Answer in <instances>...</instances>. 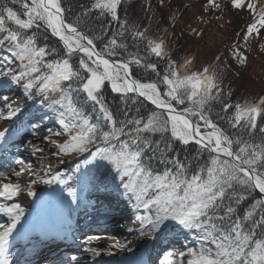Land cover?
I'll list each match as a JSON object with an SVG mask.
<instances>
[{
  "label": "snow or ice",
  "instance_id": "6c2138e0",
  "mask_svg": "<svg viewBox=\"0 0 264 264\" xmlns=\"http://www.w3.org/2000/svg\"><path fill=\"white\" fill-rule=\"evenodd\" d=\"M120 3L95 0L81 18L96 12L118 20ZM232 5L240 9L243 0H232ZM247 7L257 18L247 26L243 36L246 42L253 33L259 35L257 25L264 28V11L257 14L252 4ZM64 12L60 0H0V40L11 58L22 65L18 74L0 81V89L16 85L26 93V100L39 97L42 105L57 114L62 132L55 135L67 136L59 152L73 159L83 157L86 165L97 171L105 167L103 162L114 168L123 188L136 198L137 207L149 211L154 208L153 215L141 218L146 221V234L159 239L169 230V222L182 232H194L199 247L189 251L187 264H264V127H258V120L264 119V98L255 104L227 103L216 66L190 71L187 66L192 61L187 58L180 65L166 60L167 70L158 72V62L128 53L125 36L127 33L134 46L142 44L157 58L167 56L164 41L148 37L147 30L129 27L127 21L104 49L96 51L93 37L79 28L81 18L69 21ZM42 32L57 38L56 45H49V37ZM121 52L129 58L119 63L105 58ZM233 58L241 64L247 59L238 48ZM132 65L151 69L157 73V80L134 78ZM0 75L8 77L7 72ZM106 81L125 104H136L143 97L154 109L144 115L137 107L135 116L125 109L124 118L118 120L105 103L102 90ZM215 104H220L225 114L220 118L237 131L229 133L213 121ZM87 105L96 113L94 117L86 113ZM177 105L184 107L178 111ZM229 109H233L230 116ZM16 115L13 110L6 118ZM257 131L261 134L258 142ZM7 135V131H0V143L6 142ZM175 142L185 146L194 142L199 146L197 155L207 152L208 160L203 164L198 159L191 165L185 163L174 152ZM153 161L164 165L163 170L155 169ZM23 171L15 175L19 177ZM0 177L6 179L7 175L0 173ZM42 182L65 183L58 174ZM257 190L260 198H254L241 213L242 202ZM21 191L18 183L0 184V198L5 200H13ZM150 192L156 195L145 199ZM27 195L36 193L29 187ZM68 195L76 200L74 191ZM0 214L7 217L6 223H0V264H13L9 260L10 238L16 239L13 233L23 209L16 203L0 204ZM90 251L99 255L96 249ZM72 259L75 261V257ZM164 260L173 264L168 256Z\"/></svg>",
  "mask_w": 264,
  "mask_h": 264
},
{
  "label": "rangeland",
  "instance_id": "374dc122",
  "mask_svg": "<svg viewBox=\"0 0 264 264\" xmlns=\"http://www.w3.org/2000/svg\"><path fill=\"white\" fill-rule=\"evenodd\" d=\"M156 1H159L158 5L153 2L155 5L153 7L154 9H156V6L158 7L156 9L157 12L155 10L154 17L151 16L146 23L148 25L150 24L149 22L152 23L151 30L156 25L157 27H161L159 29V32H161V40L166 42V45L170 44L167 41H171V43L175 44L180 43L183 48L182 51L189 54V56H195L198 63H202V65L207 64L209 66L215 65L216 72L218 73L227 72L230 75V78L234 81V87L237 86V89H243L246 94L253 98H255V94H258L261 97L263 96L264 98V28L257 25L259 28L258 36L256 33H253L252 36L248 37L247 42L243 38L247 31V26L253 23L257 18L247 5L252 4L255 13L258 14L261 11H264V7L261 9L259 8L261 0H250V2L243 0L244 6L240 9L233 7L232 3L224 4V0H214L213 3H210V0ZM215 4H218L219 7H215ZM134 8H136L138 12L139 9L137 7ZM141 17L144 18L143 15H141ZM237 48L242 55L247 57L243 64H241L238 59L233 58V53ZM2 69L3 67L0 65V70ZM19 98L18 95L14 96V98H9L11 102H8L9 104L5 103V107L2 105V102L0 103V131H7L6 128L9 122L5 118V114L10 107H13L16 101L20 100ZM25 106L27 110H32V107H29L30 104L25 103ZM32 117L33 115L31 113L26 116V118H28L27 120ZM28 122L29 123H26L23 127L24 132L22 131L20 133L18 138H22L20 142L14 141V139L10 138L12 143H16L14 147H16L15 151L17 152V155L11 160L13 163L10 167L11 169L5 172L7 178L0 177V184L18 183L20 184L22 191H25L27 185H31L30 182L32 177L35 174H38L43 168V157L51 154V150L49 149L50 146L45 138L51 133L55 134L57 131V127H55L56 125L49 127V130L48 128L44 129L43 127H47L48 125H46L41 119H30ZM2 143L4 144V142ZM72 159L73 158L68 161ZM75 160L79 159L75 158ZM16 161H20L21 163H16ZM68 161L62 166L56 168L55 171L59 173L62 170H65L66 166L72 162ZM21 169H24V171L21 176L17 177L15 173ZM98 181L99 180L94 183L95 186L98 184ZM81 186L82 192L86 189H90V187L92 189L94 188L93 185L85 183L84 180L77 179V184L71 189V191L76 193V200L73 201V198L68 195L69 191L65 192V195L59 199L60 202L58 203L60 206L58 205L57 207L62 211L59 213V219L60 216L63 218L65 211H67L66 204H69L68 211L72 213H74L73 210L75 208L87 212L92 211L90 208L91 206H97L95 202L99 201L101 197L97 193L95 194V192H89L88 190L83 192L84 194H81L79 190ZM22 191L18 196L14 197L13 200L0 198V204L11 206L13 203H16L19 204L21 209H23L20 224L17 225L16 232L13 233V236L16 237V239L10 238V252L12 254H14L15 250L19 247L16 244L17 242L19 243L20 239L18 238L20 236L24 238V235L29 233V229L34 228L32 226L33 222L28 226L25 225L28 220H30L29 218L32 219V208L36 205L37 207L35 208L39 207L41 210L40 212L44 214L46 210L45 206L50 203V200H46L45 196L38 200H33V198L27 197L26 193H23ZM99 205H101V203ZM84 212L81 217L85 218L82 220L92 221L94 219V222L92 221L90 223V226L93 228L95 225H101L104 223V217H96L95 215H92V212H88V214ZM116 212L114 219L116 218L119 221L114 222V228H119V237H114L109 231L101 232V230L92 231L91 229H75V232L77 233L75 235V240H77L79 246L78 257L80 258L78 261L80 263L94 264L99 262L101 258H118L119 256L121 257L124 255L126 256L125 258H119L113 264H163L164 257L169 253H173V255L178 253L182 254L180 264L183 263L182 261L186 257L181 251L182 248H179L181 245L172 244L168 248L167 244H160L158 245L159 248L155 250L153 245L156 241H152L151 238L150 241L147 242L146 247H142L143 244L140 242L141 239H137L134 236V230L135 228H138L139 225H135V221H133L132 218H129L131 213L127 214L120 212L119 210H116ZM78 215L80 214H77L76 217H78ZM44 220L45 218H42V221ZM42 221L40 222L43 224ZM72 221L74 222L75 218L72 219ZM6 222L7 217L0 214V223ZM74 224L75 223H73V225ZM41 226L44 227V225ZM17 233H19V236H17ZM34 238L38 241L36 236ZM152 246L153 252H150L149 248H152ZM90 249H96V251L99 252V255H94ZM145 254L146 256H144ZM64 263L77 264L74 263L72 256L65 258Z\"/></svg>",
  "mask_w": 264,
  "mask_h": 264
},
{
  "label": "trees",
  "instance_id": "16d2710c",
  "mask_svg": "<svg viewBox=\"0 0 264 264\" xmlns=\"http://www.w3.org/2000/svg\"><path fill=\"white\" fill-rule=\"evenodd\" d=\"M61 7L65 9L64 16L69 21H75L78 18H81V14L88 9L91 8V6L94 4L95 0H60ZM158 5L159 1L154 0H121L120 5L118 6V20H113L110 15L106 16H98L96 12H89L87 16L81 18V23L79 25L80 30L87 32L90 36L93 37L94 43L96 45L97 51H101L104 49L105 43L112 37L113 34L119 33L121 31V25L124 24L125 21L128 22V26H135L140 31H146V35L154 40H161V32H159L160 26L152 28V23L148 25L146 21H149L151 16L154 17L155 10L158 8L157 6L154 9L153 4ZM14 7H19L18 5ZM139 10L137 12L136 8ZM143 12V13H142ZM157 12V10H156ZM143 15L144 18L141 17ZM144 19V20H143ZM42 36L47 35L49 37L48 44L51 46H55L57 43V39L55 37H51L50 33H41ZM119 40L120 37H117ZM125 42L129 45L128 47V53L137 54L145 61H151V62H158V72L164 73L167 70V63L166 60H170L175 65L183 64L185 59H190L192 63L187 66V70L190 71H200L204 67H209V65L205 64L202 65V63H198L195 56H189V54L183 52L182 45L180 43H171V41H167L168 45H166V42H164L165 49L167 52V56L165 58H157L154 55H150L145 51V48L142 46L136 47L133 45V41L131 37L126 33L125 36ZM78 54L76 57L73 58V62L76 63L79 58ZM106 58H109L113 61L120 62L121 60L128 59L129 57L121 52L120 55L108 57L105 55ZM85 59H87L85 57ZM0 64L3 67V70L0 71V73L7 72L8 77H10L13 74H18L19 70L22 68V65L11 58L10 52L7 51V49L4 46V43L2 40H0ZM201 65V66H199ZM199 66V67H198ZM211 66V65H210ZM215 66V65H213ZM133 69V77L136 79H140L144 82L148 81H156L157 80V73L153 72L151 69H145L143 67H137L136 65L131 66ZM216 70V67H215ZM181 72H184L185 69H180ZM218 73V72H217ZM222 77V85L223 88V96L225 101L229 104H244L245 102L255 104L258 103V101L263 98V96H259L258 94H255L253 98L252 96L246 94L243 89H237V86L234 87V81L230 78V75L227 72H219L218 73ZM7 78L3 75H0V80ZM163 87V86H162ZM22 90V88H20ZM103 95L105 98V103L109 106V108L113 111L116 118L118 120H121L124 118V110L127 109L129 114L131 116L136 115V108H140L141 114L147 115L150 111H152L154 108L149 105L148 103L144 102L140 98H138L137 103L133 104L131 101H129L127 104L123 102V99L120 97L119 94L112 92L111 85L109 82H105V86L103 88ZM236 92V93H235ZM22 100L18 102L17 106H23L25 103L31 104L32 106L36 107V111L38 113L41 112H47L48 117L52 118L58 125V130L62 132V127L59 124V121L57 119V114L50 111L46 106L42 105V103L39 100V97H37L35 100L33 98L28 97L27 100L25 99L26 93H23V90L21 92ZM132 95V94H129ZM259 97H258V96ZM252 97V98H251ZM55 98V97H53ZM184 106L177 105V110L181 111ZM264 107V106H262ZM20 107H13L9 111V113L13 110L15 112ZM39 109V111H38ZM85 111L89 116L94 117L96 115L95 112H93V109L91 105L85 106ZM233 112V109H229V116ZM219 113V115H217ZM225 114L220 111V104H215L212 109V119L213 121L220 127L227 130L229 133H232L237 130H233L230 125L226 122L225 119H221V116H224ZM258 127H264V119L258 120ZM205 129L203 125H201V131L203 132ZM208 131H211V129H208ZM56 133V132H55ZM257 142L260 139L261 134L257 131L255 134ZM67 139L66 135L56 136L53 135V137H50L48 139L49 146L51 148V154L48 156H44V164L42 168V173L44 177L46 175L49 176L51 173H55L56 168L62 166L65 162H67L70 155H65L64 153L59 152V145L62 144ZM199 151V146L197 144L190 143L189 145L185 146L180 142L174 143V152L179 155V158L184 161L187 164H193L195 160H199L201 164L206 162L208 160V154L207 152H202L199 156L197 155ZM151 153H149L150 155ZM105 164V167H101L98 171L94 166L86 165L84 158L82 157V160L77 161L74 166H78L79 170H76L74 166L71 168L66 169L65 178L68 180H71L73 178L77 177H88L90 179H95V181H98L97 187L100 190H110L111 185L117 184L121 187L120 194L117 192V199L119 201H127L125 207L127 208H134L137 212V217L142 218L145 216H150L154 214V208L152 211L145 210L142 207H137V200L132 194L128 191H126L123 188V185L121 183L120 175L116 172L114 168L107 165V162H103ZM83 165V166H82ZM153 167L157 170L162 171L165 167L162 164H159L157 161H153ZM53 171V172H52ZM58 171V170H57ZM51 172V173H49ZM57 173V172H56ZM58 174V173H57ZM106 174V175H105ZM51 176V175H50ZM43 177V178H44ZM125 180H127V177H125ZM69 184V182L67 183ZM156 195L155 192H150L149 196L145 197V199L152 198ZM131 197V198H130ZM254 198L258 199L260 198V195L257 192H253L247 200L243 201L240 206V212L243 213V211L251 206L252 203H254ZM142 220V219H141ZM145 223V222H142ZM179 229L172 230L171 233L165 234L161 240L171 242L173 243H179L183 246V249L186 254V258L183 259V263L187 264V260L190 258L188 256V253L190 250H198L199 243L196 239L194 232H187V230L178 231ZM160 245V244H159ZM170 260L173 261V264H180V256H172L170 257Z\"/></svg>",
  "mask_w": 264,
  "mask_h": 264
},
{
  "label": "bare ground",
  "instance_id": "6f19581e",
  "mask_svg": "<svg viewBox=\"0 0 264 264\" xmlns=\"http://www.w3.org/2000/svg\"><path fill=\"white\" fill-rule=\"evenodd\" d=\"M259 6H260L259 7L260 9L264 7V0H261L260 1ZM35 207H37V206L35 205L32 208V211H33L32 212V216H31L32 219H35V218H38V219L39 218H43V213L40 212L41 211L40 208L39 207L38 208H35ZM90 208L91 209H95L92 206ZM97 210L103 211L104 208L97 209ZM79 212H80V215H78V217H80V218L76 217V215H73L72 216L73 219L75 218V221L74 222L72 221L73 223H75L73 225L74 226V229H76V230L77 229L78 230L91 229L92 231L93 230H95V231L101 230V232L109 231L111 233V235H113L114 237H119L120 236V234L118 232V229L119 228L118 229L117 228H114L115 227L114 222L115 221H119V220L116 219V218L114 219V216L113 215H111L110 217L107 216V217L103 218L104 219L103 220L104 223H102L101 225H95V227L93 228L92 226H90V223L92 221L94 222V219L92 221H88V220L83 221L82 219H84L85 217H81V215L83 214L84 211L83 210H79ZM88 212L89 211L84 212V213H87L88 214ZM102 217H103V215H102ZM55 219H57V216L54 215V214H50L49 217L46 219V222H49L50 223V222L54 221ZM78 220H80V221H78ZM67 228L68 229H66V230L64 228H61L59 230L58 234H56L55 236L57 238H64L65 236H67L66 239L68 240L69 237H70V235L68 233V231L70 230V227H67ZM54 229H55V232L58 231V229L56 227ZM54 229H53V231H54ZM53 231H52V233H53ZM76 234L77 233H75V235ZM56 245L57 244L55 243L53 246L48 247V248H45L46 252L41 251L42 249L39 248L33 254L32 258H36V260L40 258L42 260L47 261V263L53 264V261H61L62 260V256H64L66 253H71V250H72L71 248H73V249L76 248L75 246L72 247V244H71V247H70L71 250H69L67 248L69 246H61V247L57 248Z\"/></svg>",
  "mask_w": 264,
  "mask_h": 264
},
{
  "label": "water",
  "instance_id": "95a60500",
  "mask_svg": "<svg viewBox=\"0 0 264 264\" xmlns=\"http://www.w3.org/2000/svg\"><path fill=\"white\" fill-rule=\"evenodd\" d=\"M141 99H143L144 101H146V102H148L147 100H145L143 97H140ZM258 191V190H257ZM260 195H262V194H260Z\"/></svg>",
  "mask_w": 264,
  "mask_h": 264
}]
</instances>
